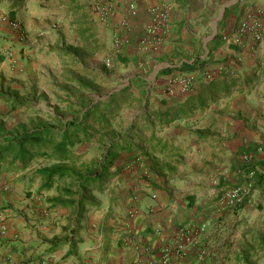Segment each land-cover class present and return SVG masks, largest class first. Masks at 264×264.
Masks as SVG:
<instances>
[{"label": "crops", "instance_id": "0c3cea01", "mask_svg": "<svg viewBox=\"0 0 264 264\" xmlns=\"http://www.w3.org/2000/svg\"><path fill=\"white\" fill-rule=\"evenodd\" d=\"M102 1L109 10L93 14L90 41L97 50L90 55L103 41L118 68L115 78L124 80L117 88L129 85L140 98L139 110L185 113L158 129L153 148L147 139L140 142L143 153L117 159L115 168L123 167L91 191L93 204L79 216L75 207H50L55 185L25 197L26 186L36 192L41 185L35 168L0 171V224L6 228L0 264H158L162 247L173 244L179 230L200 225L198 242L168 264H258L261 192L252 190L251 202L235 209L223 206L219 195L247 183L253 166L264 169V104L253 100L264 41L232 40L247 15L264 19V0ZM152 8L165 14L156 29L159 40L144 33ZM113 34L120 38L118 49ZM62 35L55 39L59 45ZM187 74L193 83L184 91L176 80Z\"/></svg>", "mask_w": 264, "mask_h": 264}, {"label": "trees", "instance_id": "16d2710c", "mask_svg": "<svg viewBox=\"0 0 264 264\" xmlns=\"http://www.w3.org/2000/svg\"><path fill=\"white\" fill-rule=\"evenodd\" d=\"M2 1L0 0V3ZM7 1L10 3L7 16L12 20L16 11L15 2ZM86 18L87 14L84 13L75 19L78 27L79 40L77 43H61L52 49L64 56L76 57L78 53L84 55L94 53L97 47L92 46L90 41V22H85ZM81 23L86 24L84 28L80 27ZM2 59L4 56L0 54V60ZM68 80L76 83L82 91L94 92L96 90L89 81L83 78L70 76ZM128 89L129 85H125L107 92L104 96L96 97L83 95L80 92L76 99L73 102L70 101L68 105L71 110L69 117L64 112L55 111L47 113L48 121L37 120L29 128L23 124H17L13 130L0 132V171L12 168L25 169L37 158L47 160L49 164L36 168L33 175L42 179L41 189L56 186V195L47 198L50 207H75L76 216L81 215L86 207L93 204L89 197L91 191L101 190L108 179L123 167L118 165L115 168L117 159L123 156L125 159V156H130L135 152L143 153L140 142H145L147 139L149 142H154L150 144L153 148L159 143L156 131L163 124L185 113L184 109L179 108L175 111L167 108L164 112L147 113L143 108L127 119L121 113L130 96ZM0 99L9 104L10 110L26 102L15 92L2 88L1 84ZM162 103H164L163 100ZM156 121L159 128L155 127ZM146 131L150 133L148 137L144 134ZM96 135L98 141L95 148L98 156L85 163L84 160H80V154H77L74 149L91 142ZM261 149L264 153V144ZM78 160H80L79 163ZM113 167L114 170H112ZM249 172H252L248 180L251 184L250 196L252 190L264 193V169L258 170L253 166ZM243 204L232 208H238ZM56 241V239L52 240L49 248L55 246ZM257 249L264 251V237L258 241ZM242 259H246V256Z\"/></svg>", "mask_w": 264, "mask_h": 264}, {"label": "rangeland", "instance_id": "374dc122", "mask_svg": "<svg viewBox=\"0 0 264 264\" xmlns=\"http://www.w3.org/2000/svg\"><path fill=\"white\" fill-rule=\"evenodd\" d=\"M12 1L15 2L16 9L12 20L7 16L9 1L3 0L0 3V54L4 56V59L0 60V84L2 88L15 92L26 102L10 110L9 104L1 101L0 132L13 130L17 124H23L29 128L37 120L48 121L47 113L55 111L64 112L69 117L71 110L68 105L80 92L92 97L104 96L110 89L123 85L124 80L121 76L115 78L118 68L111 61L109 52H106L102 46L103 41L100 40V50L95 55L78 53L76 57L64 56L52 49L59 45L55 39L58 40L62 34V43L75 42L78 38L75 19L81 14H87L84 21L90 22L91 30H94L93 26L96 29L97 24L93 14L98 12V6L104 4L102 0ZM85 25L81 23L80 27L84 28ZM107 35L109 34L105 31L103 36ZM107 59H110V62L107 63ZM260 65L261 70L255 83L256 91L253 93V100H261L264 104V63ZM70 76L89 81L96 90L82 91L76 83L68 80ZM139 99V96L131 92L121 115L128 118L135 114L136 112L133 111L139 110ZM263 130L261 129L260 132L264 135ZM145 134L148 133L145 132ZM96 137L97 135L91 142L74 149L77 154H80V160H84L85 163L98 156L95 148L98 141ZM45 164H49L47 160L37 158L27 167H29L28 170H33ZM35 183H42V179L36 177ZM26 189L25 197L43 195L41 186L38 191L35 190L36 192L28 189L27 186ZM258 200L260 201H255L256 205L264 206V193H260ZM258 227L261 230L260 224ZM256 256L255 260H258V264H264V251H260Z\"/></svg>", "mask_w": 264, "mask_h": 264}, {"label": "built area", "instance_id": "2783aa9c", "mask_svg": "<svg viewBox=\"0 0 264 264\" xmlns=\"http://www.w3.org/2000/svg\"><path fill=\"white\" fill-rule=\"evenodd\" d=\"M130 8L132 9V5H130ZM97 9L98 12L105 14L108 12L109 6L108 4L104 3L101 6H98ZM151 11L152 22L144 27V33L147 36H151L159 40V37L156 34V29L163 22L165 14L163 10H159L156 8H152ZM242 36H249L255 41H264V19L254 17L252 15H247L242 20H240L232 40L235 41V43H238L240 37ZM112 42L115 49H118L120 47L121 41L118 34L112 35ZM108 62H110V59H107V63ZM205 77L208 79L211 77V74L206 73ZM176 82L180 89L185 91L191 88L193 77L187 74L179 77ZM168 91H171V88H168ZM243 157L247 159L249 156L245 154ZM248 174L250 176L252 172H249ZM250 186V182H247L243 185H235L229 188L222 189L219 195L221 204L225 207L231 208L243 203L251 202V196L249 194ZM5 229V226L3 224H0V233ZM203 229V225H200L189 229L187 228L179 230L174 243L162 247L158 264H168L171 257L182 256L189 244H196L198 242L197 237L200 233H202ZM42 264H46V262L44 261L42 262ZM134 264H137V262H135Z\"/></svg>", "mask_w": 264, "mask_h": 264}]
</instances>
